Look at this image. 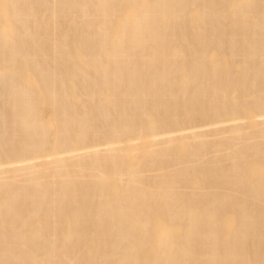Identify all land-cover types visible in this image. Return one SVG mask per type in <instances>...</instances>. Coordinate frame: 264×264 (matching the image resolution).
<instances>
[{"label": "bare ground", "instance_id": "obj_1", "mask_svg": "<svg viewBox=\"0 0 264 264\" xmlns=\"http://www.w3.org/2000/svg\"><path fill=\"white\" fill-rule=\"evenodd\" d=\"M0 264H264V0H0Z\"/></svg>", "mask_w": 264, "mask_h": 264}]
</instances>
